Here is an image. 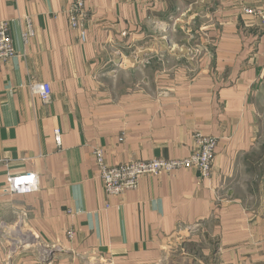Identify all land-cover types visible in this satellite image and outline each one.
<instances>
[{"label": "crops", "instance_id": "0c3cea01", "mask_svg": "<svg viewBox=\"0 0 264 264\" xmlns=\"http://www.w3.org/2000/svg\"><path fill=\"white\" fill-rule=\"evenodd\" d=\"M74 1L0 0L15 52L0 62V264H155L178 233L195 244L196 264H264V34L254 53L237 34L240 11L264 10V0H218L225 37L195 55H160L141 82L143 21L170 19L182 0H83L85 42L68 24ZM42 83L47 102L31 89ZM194 132L217 140L207 177L142 175L105 194L95 148L109 166L185 158ZM26 172L37 191L2 193L7 174Z\"/></svg>", "mask_w": 264, "mask_h": 264}, {"label": "rangeland", "instance_id": "374dc122", "mask_svg": "<svg viewBox=\"0 0 264 264\" xmlns=\"http://www.w3.org/2000/svg\"><path fill=\"white\" fill-rule=\"evenodd\" d=\"M197 1L198 0H182L180 2V9L172 14L170 19L168 17V19L166 18L163 20L162 16H156V19L153 21L150 20L146 22L150 17L143 21L147 27L145 25L144 30L141 31L139 48V55L141 57L138 64L134 67L139 74L140 82L141 78L147 76L149 69H151L150 67H158V60L156 58L160 55H179V53L185 52L188 56L192 53L195 55L199 53L202 45L206 44L205 41L217 40L220 39V37H225V32L229 31L225 24L228 16L223 15L221 10L218 9V0H205L204 2L199 1L198 3ZM176 7H179V3L176 4ZM245 10H251L252 13H246ZM240 13L241 14L237 15L238 37L252 39L251 53H254L256 52L259 39L264 34V10L258 7H244V10H241ZM141 28L143 29L142 25ZM161 39L171 40L173 44L171 46L167 45L166 47L163 43L153 44L154 41L157 42ZM196 50H198V52ZM148 54H154L155 57L149 60L147 58ZM167 60L169 65L173 60L178 59L169 58ZM112 68L114 74L116 70L119 69L118 66L115 65ZM123 76H125L124 86L128 83L130 84V78H128L125 73ZM121 81H123V79L120 81L116 79L114 81L113 79L110 81V86H116L117 82ZM257 113L259 114V118L264 120V105H262L260 112L257 111ZM180 234L182 233L176 234L175 237L171 239V242L168 244L169 251H167V253L162 256L161 260L157 261L155 264H196V260L200 258L197 257L195 244L187 242L186 235ZM187 253L193 255V257L188 256ZM78 261L83 264L87 260L79 259ZM102 263L103 262L100 260L91 262V264Z\"/></svg>", "mask_w": 264, "mask_h": 264}, {"label": "built area", "instance_id": "2783aa9c", "mask_svg": "<svg viewBox=\"0 0 264 264\" xmlns=\"http://www.w3.org/2000/svg\"><path fill=\"white\" fill-rule=\"evenodd\" d=\"M246 13H252L251 10H245ZM68 24L71 29L78 32V38L81 42L86 40V24L90 18L89 10L83 0L71 2L66 10ZM25 31L21 32L22 41L27 43L33 36V28L30 21L27 20ZM15 54L12 39L6 22H0V62H6ZM32 91L40 99L47 102L50 97V87L47 83L34 84ZM193 143L190 154L185 158H151L146 161H132L124 164L109 166L105 163L103 150L95 148L93 157L98 169L99 178L103 190L108 196H119L125 191L134 189L142 175H158L161 173H172L179 169L196 168L202 176L209 175L212 161L217 145V140L200 132H194L192 135ZM54 140L60 144V132L54 130ZM2 160H0V163ZM38 175L33 172L21 174H7L4 184L1 187L2 193L23 196L31 194L38 190ZM2 223H0V227ZM69 237H73L72 231L67 232Z\"/></svg>", "mask_w": 264, "mask_h": 264}]
</instances>
